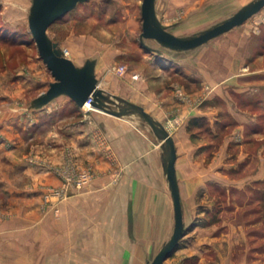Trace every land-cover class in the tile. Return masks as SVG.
<instances>
[{
	"label": "rangeland",
	"instance_id": "rangeland-1",
	"mask_svg": "<svg viewBox=\"0 0 264 264\" xmlns=\"http://www.w3.org/2000/svg\"><path fill=\"white\" fill-rule=\"evenodd\" d=\"M30 4L31 0H0V219L21 214L18 211L29 217H44L47 211L60 215L55 204L67 199L73 186L80 187L75 179L89 168L79 167L71 139L65 136L72 131L70 123L89 120L96 110L78 106L67 95L40 108L30 106L31 100L54 80L28 26ZM141 4L142 0H86L54 21L48 33L74 63L81 65L85 57H95L99 83L115 82L123 87L129 84L135 91L162 89L185 103H192L193 95L195 106H205L207 100L210 117L203 116L202 120L193 116L199 117L203 126L193 127L190 136L209 141L201 147L209 162L234 126L242 124L241 136L232 135L242 146L237 150L230 146L229 151L235 153L234 157L241 150V161L235 169L232 165L217 166L220 172L240 170L242 173L245 186L241 199H249L254 205L244 210V214L242 210V217L253 214L259 221L255 227L250 226V231L257 241L258 264H264V211L257 202L259 190L264 189V179L248 180L264 157V6L243 23L196 48L167 49L174 58L167 61L140 43ZM241 5L240 0L156 2L160 20L179 35L203 29ZM145 41L159 47L153 39ZM153 59H156L154 65L147 63ZM121 65L124 70H119ZM142 79L145 87L139 84ZM181 113H170L167 120L172 130L183 124L186 114ZM130 118L150 130L139 117ZM58 149L60 161L47 158ZM229 161L232 162L231 157ZM44 170L54 173L57 181H45ZM214 192L225 194L219 186L214 187ZM28 199L29 204L24 205L23 201ZM19 206L23 207L19 210ZM216 209L215 206L213 210ZM68 226L66 221L65 229L57 235L59 238L63 234V240L47 234L44 240L27 236L26 242L31 246L21 250L22 253L1 249L0 263L8 260L10 264H53V260L59 259V264H73L78 259L65 255L74 248ZM80 260V264H87L88 256H81ZM197 260V256L190 257L186 264H196ZM164 264H168L166 260Z\"/></svg>",
	"mask_w": 264,
	"mask_h": 264
},
{
	"label": "crops",
	"instance_id": "crops-1",
	"mask_svg": "<svg viewBox=\"0 0 264 264\" xmlns=\"http://www.w3.org/2000/svg\"><path fill=\"white\" fill-rule=\"evenodd\" d=\"M240 1L243 4L249 0ZM155 60L147 63L154 65ZM144 82L142 79L139 84L145 87ZM114 83L99 85L142 105L164 123L174 139L175 169L186 232L178 247L165 259L167 263L186 264L187 259L197 256L196 264H258L257 241L255 235H251L250 226L255 227L259 221L253 214L242 217V210L244 214V210L254 207L251 200L241 199L245 186L242 173L240 170L220 172L217 166L223 164L229 168L232 165L235 169L241 161V150L234 157L235 153L229 151L230 146L235 150L242 146L232 139V135L241 136L242 124L234 126L209 162L201 149L209 141L192 139L193 131L187 128L191 116L210 117L207 100V105L195 106L193 95L192 103H185L166 90L151 92L141 88L135 91L129 84L123 87ZM94 110L89 120L70 123L72 131L65 136L71 139L76 163L80 168L87 165L91 178L80 187L73 186L67 199L55 204L56 213L60 215L47 211L44 217H29L18 211L21 214L0 219V251L12 249L22 253L21 250L31 246L26 242L27 236L33 240H44L45 234L57 236L65 229L66 221L74 248L65 255L78 259L73 264H80V257L86 255L87 264H147L169 238L174 226V207L159 141L140 121ZM176 111L182 112V116L185 112L186 117L182 125L172 130L167 119ZM58 154L59 149L47 158L58 162ZM262 159L249 181L264 179V157ZM57 179L54 173L44 170L45 181ZM216 186L225 194L216 195ZM218 196L222 199L218 200ZM29 202V199L24 200L23 204ZM59 239H64L63 234L57 236ZM59 262L58 259L52 263Z\"/></svg>",
	"mask_w": 264,
	"mask_h": 264
},
{
	"label": "water",
	"instance_id": "water-1",
	"mask_svg": "<svg viewBox=\"0 0 264 264\" xmlns=\"http://www.w3.org/2000/svg\"><path fill=\"white\" fill-rule=\"evenodd\" d=\"M84 1L86 0H31L27 15L28 26L36 42L39 55L46 63L54 80L49 82L46 90L31 100L30 106L40 108L60 95H68L80 107L90 99L93 109L118 117L137 116L150 127V132L159 141L163 170L174 207L172 233L154 257L147 262V264H163L164 260L178 247L181 237L186 232L175 169L174 139L164 123L155 118L142 105L99 85L95 70L97 61L95 57H87L81 65H78L64 54L60 43L49 35L48 28L54 21ZM156 2L157 0H142V30L139 39L145 48L157 53H161L162 48L174 51L196 48L243 23L264 6V0H249L221 20L196 32L179 35L172 32L169 26L160 20ZM145 39H153L159 47L149 45Z\"/></svg>",
	"mask_w": 264,
	"mask_h": 264
},
{
	"label": "trees",
	"instance_id": "trees-1",
	"mask_svg": "<svg viewBox=\"0 0 264 264\" xmlns=\"http://www.w3.org/2000/svg\"><path fill=\"white\" fill-rule=\"evenodd\" d=\"M166 50H167V48H162L161 53H158V54L163 55V57H165L167 61H174V58L171 55H169L166 52ZM201 118L203 120L204 117H201ZM202 120H200L199 117L190 118V120L188 122V127H187L188 130H191L193 127H202L203 126V121ZM258 196H259V201L261 203V208L264 211V189L263 190H259Z\"/></svg>",
	"mask_w": 264,
	"mask_h": 264
},
{
	"label": "built area",
	"instance_id": "built-area-1",
	"mask_svg": "<svg viewBox=\"0 0 264 264\" xmlns=\"http://www.w3.org/2000/svg\"><path fill=\"white\" fill-rule=\"evenodd\" d=\"M64 51V50H63ZM65 54V53H64ZM124 66L123 65H121L120 67H119V70H124ZM136 74H133L132 76H135ZM85 104H88L89 106H90V108H92L91 107V105H90V99H88L86 102H85ZM85 104H84V106H85ZM88 108V107H87ZM91 178V171L89 170V169H86V170H84V171H82L81 173H80V175L78 176V178L77 179H75V181H76V183H77V185L78 186H81L82 184H84V183H86L89 179Z\"/></svg>",
	"mask_w": 264,
	"mask_h": 264
},
{
	"label": "bare ground",
	"instance_id": "bare-ground-1",
	"mask_svg": "<svg viewBox=\"0 0 264 264\" xmlns=\"http://www.w3.org/2000/svg\"><path fill=\"white\" fill-rule=\"evenodd\" d=\"M85 107H88V108H90V106H89L88 104H85Z\"/></svg>",
	"mask_w": 264,
	"mask_h": 264
}]
</instances>
